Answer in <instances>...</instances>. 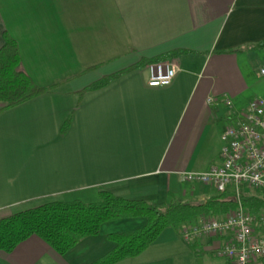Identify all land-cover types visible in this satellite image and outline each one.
Listing matches in <instances>:
<instances>
[{"label":"crops","instance_id":"obj_1","mask_svg":"<svg viewBox=\"0 0 264 264\" xmlns=\"http://www.w3.org/2000/svg\"><path fill=\"white\" fill-rule=\"evenodd\" d=\"M5 32L19 47L21 69L55 89L0 114V219L52 201L95 203L100 189L159 208L204 206L220 195L181 175L220 164L236 112L264 98L257 82L264 84L257 69L264 0H0V49ZM179 51L160 62L178 69L169 87L150 88L148 66L80 95L144 59ZM145 224L106 223L63 256L32 236L0 251V264H91L113 250L111 234ZM228 241H187L166 230L119 264H204L203 252Z\"/></svg>","mask_w":264,"mask_h":264},{"label":"trees","instance_id":"obj_2","mask_svg":"<svg viewBox=\"0 0 264 264\" xmlns=\"http://www.w3.org/2000/svg\"><path fill=\"white\" fill-rule=\"evenodd\" d=\"M5 43L0 49V114L40 96L55 87L42 88L21 69V56L17 43L4 33ZM264 45V43L262 44ZM185 52H172L123 69L114 75L86 87L80 95L107 87L121 77L150 65L167 61ZM69 117L61 128L65 134L71 124ZM244 207L251 213L264 211V201L257 196H243ZM232 198L220 194L210 198L204 206L172 204L165 211L146 202L128 200L100 189L99 201H52L41 206L15 213L0 219V251L11 253L32 236L44 241L53 251L63 256L88 237L100 233L106 223L124 219H145L140 229L111 234L115 244L112 251L91 264H119L137 257L154 245L168 228L183 235L184 230L196 226L201 218L211 214L226 215L237 208Z\"/></svg>","mask_w":264,"mask_h":264},{"label":"built area","instance_id":"obj_3","mask_svg":"<svg viewBox=\"0 0 264 264\" xmlns=\"http://www.w3.org/2000/svg\"><path fill=\"white\" fill-rule=\"evenodd\" d=\"M150 88L169 87L178 69L169 63L149 66ZM264 76V66L260 70ZM227 103L231 106L230 100ZM220 164L205 172H184V182L213 186L218 193L230 195L237 209L222 219L204 217L183 232L187 241L202 237L228 235L229 241L215 253L229 264H264V212L251 213L243 204L247 188L264 191V98H255L236 112L223 134ZM247 187V188H243Z\"/></svg>","mask_w":264,"mask_h":264},{"label":"rangeland","instance_id":"obj_4","mask_svg":"<svg viewBox=\"0 0 264 264\" xmlns=\"http://www.w3.org/2000/svg\"><path fill=\"white\" fill-rule=\"evenodd\" d=\"M262 63H264V60L263 59H261V60H259V62L257 63V69H258V71L260 72V67H261V65H262ZM264 78V77H263ZM262 81H263V79H262ZM258 83L260 82V83H262V84H260L261 85V87L262 86H264V84H263V82H261V80L260 79H258V81H257ZM70 117H72V116H70ZM5 166H4V164H0V170H2V168H4ZM243 188H247V187H243ZM245 197L246 196H257L259 199H261L262 201H264V191L263 190H259V189H254V188H250V187H248L247 188V191L245 192ZM153 205V204H152ZM156 206V205H155ZM34 207V206H33ZM156 207H158V206H156ZM159 208V207H158ZM237 208V207H236ZM246 208V207H245ZM24 210H22V209H19V210H14V212L12 213V214H15V213H19V212H21V211H25L26 210V208H23ZM29 208H27V210H28ZM32 209V208H31ZM162 211H165V209L166 208H160ZM246 209H248V208H246ZM262 212H264L263 210L261 211V213ZM260 213V212H259ZM212 215V214H211ZM8 215H5V217H7ZM4 217V216H3ZM201 221V220H200ZM200 223V222H199ZM198 223V224H199ZM167 230H173L174 232H176V230L174 229V228H168ZM216 254V253H215ZM215 254H211V253H204L203 252V259H204V264H223V262H228V260L227 259H224V258H220V257H218L217 255H215Z\"/></svg>","mask_w":264,"mask_h":264}]
</instances>
